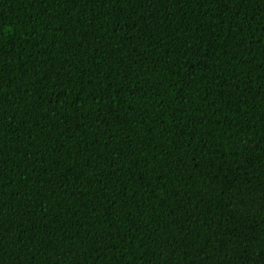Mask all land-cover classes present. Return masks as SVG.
Wrapping results in <instances>:
<instances>
[{
    "label": "trees",
    "instance_id": "1",
    "mask_svg": "<svg viewBox=\"0 0 264 264\" xmlns=\"http://www.w3.org/2000/svg\"><path fill=\"white\" fill-rule=\"evenodd\" d=\"M0 264H264V0H0Z\"/></svg>",
    "mask_w": 264,
    "mask_h": 264
}]
</instances>
